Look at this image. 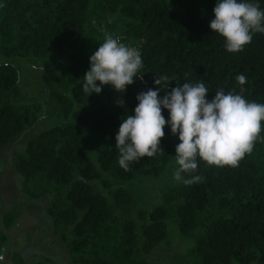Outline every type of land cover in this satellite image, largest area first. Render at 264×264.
Listing matches in <instances>:
<instances>
[{
	"label": "trees",
	"instance_id": "1",
	"mask_svg": "<svg viewBox=\"0 0 264 264\" xmlns=\"http://www.w3.org/2000/svg\"><path fill=\"white\" fill-rule=\"evenodd\" d=\"M264 9V0H253ZM216 0H0V52L16 58L36 57L60 71L47 97L61 107L66 124H54L29 139L14 161L21 189L30 198L48 197L46 213L53 235L65 244L70 264H160L148 261L161 242L171 243V223L191 240L174 264H264V142L254 143L237 167L208 165L198 159L201 181L164 184L162 199L151 209L124 187L151 174L163 180L175 161L180 141L164 126V153L143 157L125 171L118 164L115 136L122 120L133 115L136 95L164 77L168 91L184 82H204L208 99L247 77L244 98L264 104V34L255 33L243 51L230 53L224 38L212 32ZM139 50L141 78L118 92L82 91L89 57L104 32ZM158 76V77H157ZM100 82L97 81V84ZM163 89V85L160 86ZM18 71L0 63V151L34 123L37 103L16 102ZM162 97L164 92H160ZM167 120L168 110L162 108ZM264 136V121H261ZM178 165H175V169ZM190 178L188 174H183ZM100 187L107 191L97 190ZM3 215L6 228L18 216ZM6 235L0 231V250ZM14 264H55L48 258Z\"/></svg>",
	"mask_w": 264,
	"mask_h": 264
},
{
	"label": "clouds",
	"instance_id": "2",
	"mask_svg": "<svg viewBox=\"0 0 264 264\" xmlns=\"http://www.w3.org/2000/svg\"><path fill=\"white\" fill-rule=\"evenodd\" d=\"M212 11L214 18L209 27L224 38V47L230 53L243 51L255 33L264 34V9L253 0H216ZM142 68L139 50L105 31L103 43L89 57L82 91L87 95L99 94L102 85H109L124 92L126 86L141 78ZM236 80L239 92L235 89L225 92L220 88L208 99L209 89L204 82L181 85L178 81L168 91L169 81L156 78L153 83L157 87L136 95L138 103L132 110L133 115H127L118 128L115 147L119 152V166L128 171L133 162L143 157L163 154L159 145L167 124L180 141L175 145L176 181L185 185L201 181L200 175H191L198 169V159L208 165L237 167L245 154L253 150L255 142H264L261 135L264 104L244 98L245 75L238 74ZM162 108L168 110L167 120Z\"/></svg>",
	"mask_w": 264,
	"mask_h": 264
},
{
	"label": "rangeland",
	"instance_id": "3",
	"mask_svg": "<svg viewBox=\"0 0 264 264\" xmlns=\"http://www.w3.org/2000/svg\"><path fill=\"white\" fill-rule=\"evenodd\" d=\"M3 62L13 64L18 71L16 102L37 103L41 109L36 121L10 139L0 151V231L6 235L0 250V256L3 257L0 264H14V253L20 254L24 262L46 257L55 264H70L65 244L53 235L52 221L46 213L48 197H28L21 189L22 177L14 168L15 159L24 151L29 139L54 124H66L72 120L64 118L59 104L47 97L48 87L56 84L60 71L48 61L36 57L16 58L0 52V63ZM175 165L176 161L165 168L167 175L163 180L151 174L142 181L126 182L124 187L141 199L147 209H151L162 199V185L175 183ZM96 189L107 194V191L100 187ZM12 210L19 214L6 228L3 215ZM168 228L171 231L170 245L161 242L144 255L146 260L174 264L179 258L173 254L180 253L184 256L186 250L193 245V240L182 236L171 223ZM186 264L193 262L187 260Z\"/></svg>",
	"mask_w": 264,
	"mask_h": 264
}]
</instances>
